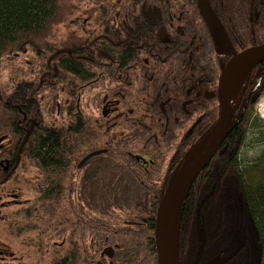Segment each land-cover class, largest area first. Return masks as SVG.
<instances>
[{"label":"flooded vegetation","instance_id":"af4514ba","mask_svg":"<svg viewBox=\"0 0 264 264\" xmlns=\"http://www.w3.org/2000/svg\"><path fill=\"white\" fill-rule=\"evenodd\" d=\"M186 1L196 14L180 12L183 7H175L170 13L124 14L141 19L131 25L146 27L130 30L131 35L124 36L122 44L120 40L110 39L101 44L98 38L94 47L106 48L109 59L72 62L80 69L79 74H87L83 81L71 77L72 88L58 85L59 77L65 76L60 75L53 62L68 51H57L60 53L49 60L55 53L52 54L45 66L42 61L27 56L14 58L19 63V71L7 87H1L0 94V104L6 105L7 112L12 113L11 131L0 133V227L8 229L7 236L0 235V264H139L130 262L136 259L132 252L138 244H142L143 250L147 244H153L155 252V213L167 183L188 153L213 128L220 108L224 104L229 106L230 130L236 128L237 132L244 130L247 123L260 119L258 106L264 98V60L249 67L232 100L230 78L223 73L231 55L215 49L197 9ZM204 1L218 18L235 54L264 46V0H223L229 3L225 9L232 12L220 14L213 5L218 0ZM146 42L153 45V54L145 48ZM115 49L119 50L116 54ZM57 88L66 93L71 104L60 101L58 93L50 92ZM18 98L30 101V108H27L28 103L20 104ZM48 99L50 104L46 103ZM50 106L51 110L45 112ZM17 111L21 115L18 121L13 116ZM61 111L74 116L78 146L86 139L90 144L89 151L74 162L71 174L76 185L72 191L76 195L75 220L67 224L64 216L62 222H58L56 238L21 237L17 235L21 233L18 228L39 225L17 218L26 216L28 211L31 214L33 206L28 204L29 194L37 191L46 178L30 157L29 137L23 145L22 142L30 128L32 132L39 122L53 128L58 118H63ZM17 132L23 134L18 138ZM224 141L215 155L223 152ZM113 153L125 158L124 164L130 173L124 176L140 183L153 180L155 188H108L110 176L106 166L111 164ZM90 154L93 155L80 165ZM212 159L199 174L210 172ZM85 180L89 181V188H85ZM102 182L106 188H102ZM114 193L134 196L137 200L141 195H152L145 199L151 203L101 205L100 209L116 212L97 213L98 207L91 204L93 196ZM212 194L213 191L203 198L200 214ZM203 199L194 205L192 224L197 235L198 230L204 228L200 214L199 219L196 218ZM106 248L112 249V254L106 252ZM154 258L156 264V252ZM149 259L153 262L152 256Z\"/></svg>","mask_w":264,"mask_h":264},{"label":"trees","instance_id":"16d2710c","mask_svg":"<svg viewBox=\"0 0 264 264\" xmlns=\"http://www.w3.org/2000/svg\"><path fill=\"white\" fill-rule=\"evenodd\" d=\"M228 4V1L218 0L213 5L216 6L215 11L220 14L232 12L225 9ZM175 7H183L180 12L196 14L195 9L186 0H0V59L12 54L21 57L29 54L30 59L42 61L45 66L46 59L52 54L60 50L68 51L59 55L53 62H56L60 75L65 76L61 79L59 77L58 85L65 84L72 88L71 77H79L82 81L87 78L86 73L77 72L80 69L72 62L109 59L106 48L94 47L98 38L101 44L107 43V39L120 40L122 44L124 36L131 35L130 30L146 27L131 25L141 19L125 17L124 14H153L156 11L170 13L175 11ZM111 14L119 16H108ZM145 48L151 54L154 53L151 43L146 42ZM118 49L113 53H118ZM50 92L58 93L60 101L72 103L66 93L60 92L58 88ZM18 99L20 104L28 103L27 108H30V101L25 98ZM46 103L50 104L49 99ZM51 107L45 112L50 111ZM14 115L17 121L21 120L18 111L13 112ZM61 115L63 118H58L53 128H46L39 122L29 136L27 149L30 157L46 178L39 184L36 192L29 194L28 204L33 206L31 214L28 211L26 216L17 218L35 221L39 225L18 228L21 231L18 236L56 238L58 222L60 224L64 216L67 224H73L75 220L76 195L72 191L76 189V185L71 174L74 173V162L89 151L90 144L86 139L78 146L73 114L61 111ZM29 117L38 120L34 115ZM11 121L12 113L7 112L6 105L0 104L1 134H9ZM262 123L260 119H256L253 123H247L241 132L232 128L222 145L223 152L217 153L212 159L210 172L206 174V171H203L193 182L181 218L179 264H192L201 246L192 224L196 209L194 205L211 191L213 194L208 197L200 214V224L204 226L205 232V245L198 264H248L252 256L256 258L255 264H264V150L250 162H247L244 156V150L264 146ZM22 134L21 132L18 135L17 132L18 138ZM249 135L256 138L248 141ZM110 158L112 162L106 166L110 176L108 188H155L153 180L140 183L129 178L130 176H124L130 171L124 164L125 158L122 154L113 153ZM85 181V188H89V181ZM102 188H106L105 182H102ZM151 197L152 195H141L137 200L134 196L115 193L108 196L94 195L91 204L98 207L97 213H108L116 210L100 209L99 206L133 205L136 202L150 204L151 201L145 199ZM86 198H89V195ZM0 235H8L5 226L0 227ZM37 244L43 245L40 242ZM141 245L138 244L132 252L136 259H131L130 262L154 264L153 244H147L144 250ZM232 253L234 255L230 257ZM151 256L153 262L149 259ZM223 258L227 260L222 263Z\"/></svg>","mask_w":264,"mask_h":264},{"label":"water","instance_id":"95a60500","mask_svg":"<svg viewBox=\"0 0 264 264\" xmlns=\"http://www.w3.org/2000/svg\"><path fill=\"white\" fill-rule=\"evenodd\" d=\"M198 11L200 18L208 29L215 49L231 55V60L226 65L223 73L230 78L239 69L249 67L264 60V46L248 49L240 54H235L227 40L226 34L206 1L188 0ZM60 52L55 53L49 60L55 58ZM231 112L227 104L220 108L218 119L209 133L188 153L180 169L167 183L157 206L154 221V247L156 252V264H179V233L181 218L188 192L199 175L213 158L217 149L230 131ZM30 130L26 133L23 143L28 139ZM93 154L86 156L80 165L84 164ZM205 199V198H204ZM204 199L196 210V218L199 219L200 209ZM198 241L201 243L192 264H198L203 254L205 245V232L198 233ZM106 252L112 254V249L106 248ZM234 254H232L233 256ZM224 260L223 262H225ZM222 262V263H223Z\"/></svg>","mask_w":264,"mask_h":264},{"label":"rangeland","instance_id":"374dc122","mask_svg":"<svg viewBox=\"0 0 264 264\" xmlns=\"http://www.w3.org/2000/svg\"><path fill=\"white\" fill-rule=\"evenodd\" d=\"M25 56L29 57V54H26ZM24 56V57H25ZM21 58L20 55L12 54L8 57H4L0 59V94H1V87L3 86L7 87V85L10 82V79L12 76L15 75V73H18L19 71V63L15 59ZM30 58V57H29ZM2 97L4 95H1ZM258 114L259 118L262 123V127L264 128V98L260 105L258 106ZM256 138L255 136H250L247 138L248 141H251L252 139ZM264 150V146H255L253 148H250V150H244V156L247 162H250L253 158L257 157V155ZM254 160V159H253ZM253 164V161L252 163ZM256 258L254 256L251 257L248 264H255Z\"/></svg>","mask_w":264,"mask_h":264},{"label":"bare ground","instance_id":"6f19581e","mask_svg":"<svg viewBox=\"0 0 264 264\" xmlns=\"http://www.w3.org/2000/svg\"><path fill=\"white\" fill-rule=\"evenodd\" d=\"M246 74H247V69L246 68L245 69H239L236 72V74L232 77L230 85H229V88L231 86V88H230V97H231L232 100L237 96V94H238V92H239V90H240V88H241V86H242V84L244 82Z\"/></svg>","mask_w":264,"mask_h":264}]
</instances>
